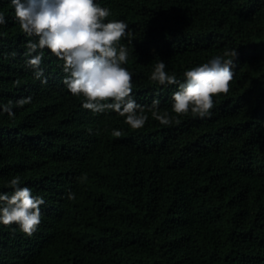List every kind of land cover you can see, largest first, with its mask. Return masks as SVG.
Masks as SVG:
<instances>
[{
	"label": "trees",
	"instance_id": "obj_1",
	"mask_svg": "<svg viewBox=\"0 0 264 264\" xmlns=\"http://www.w3.org/2000/svg\"><path fill=\"white\" fill-rule=\"evenodd\" d=\"M94 3L132 33L119 42L132 97L159 100L172 123L146 112L134 130L114 111L84 109L47 48L37 79L26 46L38 38L0 0V193L19 176L45 201L33 235L0 224V264H264V0ZM233 49L234 77L211 114L172 113L178 85L151 81L155 63L184 82Z\"/></svg>",
	"mask_w": 264,
	"mask_h": 264
},
{
	"label": "clouds",
	"instance_id": "obj_2",
	"mask_svg": "<svg viewBox=\"0 0 264 264\" xmlns=\"http://www.w3.org/2000/svg\"><path fill=\"white\" fill-rule=\"evenodd\" d=\"M21 30L29 37H37L27 44L26 61L40 79L43 70L42 50L47 48L62 60L66 77L63 83L74 96L83 95L82 107L96 113L114 111L125 117V123L132 129L144 127L150 112L162 125L172 123L170 113L159 111L160 101L154 99L150 106L136 103L132 97V74L122 65L128 61V49L120 44L122 38L131 36L128 25L112 20L108 8H102L94 0H11ZM0 13V25L5 23ZM37 50L39 54L33 55ZM225 57H230L226 59ZM235 49L225 51L206 63L184 72V82L175 74L169 75L163 61H157L150 79L159 85H178L172 94L171 112L177 116L187 114L201 118L209 116L213 108V97L229 91L234 77ZM46 83V80L42 81ZM28 100L18 103L23 104ZM5 111L12 115L10 108ZM114 135H121L114 131ZM19 176L11 179L13 191L9 195L0 193V224H16L20 231L31 236L41 223L40 207L45 203L39 196H33L31 189L20 187ZM69 199L74 194H69Z\"/></svg>",
	"mask_w": 264,
	"mask_h": 264
}]
</instances>
